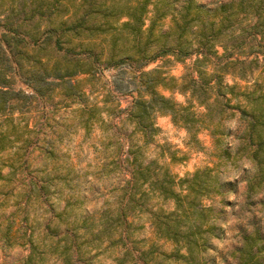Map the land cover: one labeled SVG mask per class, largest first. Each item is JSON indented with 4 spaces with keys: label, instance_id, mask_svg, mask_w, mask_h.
I'll list each match as a JSON object with an SVG mask.
<instances>
[{
    "label": "trees",
    "instance_id": "1",
    "mask_svg": "<svg viewBox=\"0 0 264 264\" xmlns=\"http://www.w3.org/2000/svg\"><path fill=\"white\" fill-rule=\"evenodd\" d=\"M175 1L0 0V117L12 124L8 113L14 102L28 97L11 89L16 73L37 95L51 96L55 89L49 86L56 84L65 99H73L85 94L82 82L97 71L130 66L137 72L138 87L125 114L143 144L158 130L153 115L167 113L192 137L199 129L208 130L218 161L235 167L241 160L252 164V172L242 178L244 198L235 218L236 241L222 260L264 264V0H226L209 7L196 0H182L179 5ZM165 21L169 24L163 29ZM165 54L195 56L192 71L175 79L162 76L158 69L142 70ZM228 76L246 84H231ZM159 87L178 90L186 99L178 102L160 93ZM79 100L73 103L80 105L86 128L99 108ZM232 120L235 127L230 126ZM136 151L130 146L126 151L128 178L116 209L97 219L98 226L81 218L70 223L72 227L67 225L63 239L31 241L23 264H44L41 256L46 253L57 254L60 264H93L102 245L123 246L121 254L129 264H171L168 258L172 264H216L213 240L221 239V223L227 220L224 207L234 203L226 194L236 193L237 184L220 178L215 167L177 178L154 161L138 162ZM35 186L46 187L33 177L27 188L33 191ZM149 192L174 203L171 210L149 214L154 235L175 247L148 259L152 250L131 246L135 242L130 239L128 211L137 195L142 206ZM9 228L0 232L5 242ZM34 253L42 254L37 262ZM115 260L121 262L118 255Z\"/></svg>",
    "mask_w": 264,
    "mask_h": 264
},
{
    "label": "rangeland",
    "instance_id": "2",
    "mask_svg": "<svg viewBox=\"0 0 264 264\" xmlns=\"http://www.w3.org/2000/svg\"><path fill=\"white\" fill-rule=\"evenodd\" d=\"M224 1L196 0L204 7ZM175 2L179 5L182 0ZM168 24L165 21L163 29ZM194 60L195 56L165 54L146 63L142 70L158 69L162 76L180 79L192 71ZM135 73L128 65L101 69L81 83L85 94L73 99H65L56 84L49 86L55 89L51 96L37 95L23 83L18 73L12 75L11 89L23 91L28 97L14 102L15 108L8 113L13 118L12 124L7 125L0 117V232L10 226L8 241L0 236V264H23L31 252V241L37 244L41 240L52 243L55 239H63L61 233L67 225L72 227L70 223L75 220L82 218L87 225L98 226L97 219L116 209L122 188L126 186L128 176L124 173V159L128 146L137 150L138 162L139 159L144 163L154 161L177 178L215 167L220 171V178L237 184L236 193L226 194L234 203L224 207L227 220L221 223V239L213 240L215 263L224 264L225 251L236 241L235 218L244 198L242 178L252 172V164L247 160L239 161L240 167L230 162L223 164L224 161H218L215 156L217 150L208 130L199 129L192 137L185 128L175 125L167 113L153 115L158 130L149 143L143 144L125 114L131 100L137 96ZM226 80L231 84L234 81L246 84L233 76ZM158 91L178 102L186 99L178 90L159 87ZM78 100L99 108L86 128L81 122L80 105L73 103ZM229 123L231 127L237 125L235 120ZM232 140V137L226 139L228 143ZM33 177L46 187L37 189L35 186L29 191L27 185ZM173 206L171 199L151 192L147 193L142 206H139V195L129 206V221H132L129 234L135 242L131 246L152 250L148 259L160 257L159 253L168 254L175 247L170 241L154 235L149 211H168ZM140 207L145 211L139 212ZM38 249L41 251L42 247ZM98 251L92 259L93 264H129L128 258L121 254L123 246L102 245ZM40 255L33 254L34 262ZM117 255L121 262L115 260ZM56 256L46 253L41 257L44 264H60ZM168 261L173 263L172 259Z\"/></svg>",
    "mask_w": 264,
    "mask_h": 264
}]
</instances>
